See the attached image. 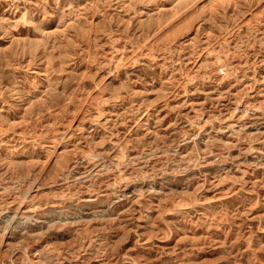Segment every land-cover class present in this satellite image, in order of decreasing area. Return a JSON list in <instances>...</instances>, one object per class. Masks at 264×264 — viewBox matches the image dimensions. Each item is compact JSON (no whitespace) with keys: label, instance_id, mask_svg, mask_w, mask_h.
<instances>
[{"label":"rangeland","instance_id":"obj_1","mask_svg":"<svg viewBox=\"0 0 264 264\" xmlns=\"http://www.w3.org/2000/svg\"><path fill=\"white\" fill-rule=\"evenodd\" d=\"M0 264H264V0H0Z\"/></svg>","mask_w":264,"mask_h":264},{"label":"bare ground","instance_id":"obj_2","mask_svg":"<svg viewBox=\"0 0 264 264\" xmlns=\"http://www.w3.org/2000/svg\"><path fill=\"white\" fill-rule=\"evenodd\" d=\"M56 151H57V150H56ZM54 154H55V153H54ZM51 163H52V158L49 157V159L47 160V163H46V164H47V166H48V165H50ZM44 168H45V166H44Z\"/></svg>","mask_w":264,"mask_h":264}]
</instances>
